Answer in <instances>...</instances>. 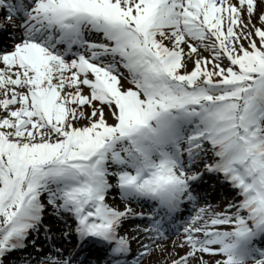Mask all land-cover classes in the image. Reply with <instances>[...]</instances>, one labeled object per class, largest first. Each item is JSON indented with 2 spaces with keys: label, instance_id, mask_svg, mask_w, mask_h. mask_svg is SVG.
<instances>
[{
  "label": "snow or ice",
  "instance_id": "snow-or-ice-1",
  "mask_svg": "<svg viewBox=\"0 0 264 264\" xmlns=\"http://www.w3.org/2000/svg\"><path fill=\"white\" fill-rule=\"evenodd\" d=\"M0 264H264V0H0Z\"/></svg>",
  "mask_w": 264,
  "mask_h": 264
}]
</instances>
